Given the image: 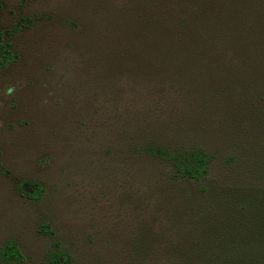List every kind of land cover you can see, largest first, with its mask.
<instances>
[{
    "label": "rangeland",
    "instance_id": "rangeland-1",
    "mask_svg": "<svg viewBox=\"0 0 264 264\" xmlns=\"http://www.w3.org/2000/svg\"><path fill=\"white\" fill-rule=\"evenodd\" d=\"M0 5L17 58L0 72V252L190 264L236 218L218 192L264 205V0ZM152 148L206 153L208 180L177 179Z\"/></svg>",
    "mask_w": 264,
    "mask_h": 264
},
{
    "label": "trees",
    "instance_id": "trees-1",
    "mask_svg": "<svg viewBox=\"0 0 264 264\" xmlns=\"http://www.w3.org/2000/svg\"><path fill=\"white\" fill-rule=\"evenodd\" d=\"M1 9V5H0ZM11 42L0 31V72L15 62ZM156 158L170 164L177 179L191 183H205L211 171L213 158L202 151L170 152L162 148L148 150ZM20 193L34 201L42 197V189L33 183L19 185ZM210 189L202 192L209 196ZM222 205L234 211L236 218L221 229H211L208 244L194 249L190 264H264V205L251 194L238 192L235 196L218 192ZM259 199V198H258ZM3 264H22L25 257L18 245L10 241L1 252ZM51 264H71L64 252L58 251L50 260ZM189 264V263H188Z\"/></svg>",
    "mask_w": 264,
    "mask_h": 264
}]
</instances>
